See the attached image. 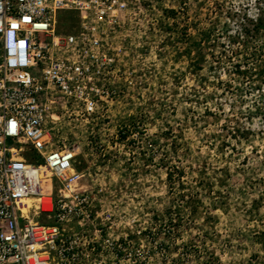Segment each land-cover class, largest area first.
<instances>
[{"label": "rangeland", "instance_id": "1", "mask_svg": "<svg viewBox=\"0 0 264 264\" xmlns=\"http://www.w3.org/2000/svg\"><path fill=\"white\" fill-rule=\"evenodd\" d=\"M142 5L102 115L54 110L81 151L88 260L264 264V0Z\"/></svg>", "mask_w": 264, "mask_h": 264}, {"label": "built area", "instance_id": "2", "mask_svg": "<svg viewBox=\"0 0 264 264\" xmlns=\"http://www.w3.org/2000/svg\"><path fill=\"white\" fill-rule=\"evenodd\" d=\"M143 9L142 0H0V264H92L79 229L93 217L81 151L56 138L54 110L84 124L102 115L118 92L120 32ZM28 197L48 224L23 212Z\"/></svg>", "mask_w": 264, "mask_h": 264}, {"label": "bare ground", "instance_id": "3", "mask_svg": "<svg viewBox=\"0 0 264 264\" xmlns=\"http://www.w3.org/2000/svg\"><path fill=\"white\" fill-rule=\"evenodd\" d=\"M75 17H78V14H75ZM36 199L33 197H28L25 199L20 200L19 202V206L21 207V209L23 210L24 213L28 214L29 210L31 211V207L33 205V202Z\"/></svg>", "mask_w": 264, "mask_h": 264}]
</instances>
